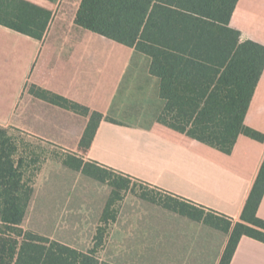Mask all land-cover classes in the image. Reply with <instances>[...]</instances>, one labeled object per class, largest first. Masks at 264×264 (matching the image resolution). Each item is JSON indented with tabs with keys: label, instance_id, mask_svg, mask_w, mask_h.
Listing matches in <instances>:
<instances>
[{
	"label": "trees",
	"instance_id": "obj_1",
	"mask_svg": "<svg viewBox=\"0 0 264 264\" xmlns=\"http://www.w3.org/2000/svg\"><path fill=\"white\" fill-rule=\"evenodd\" d=\"M239 1L81 0L75 23L150 59L149 72L159 79V96L165 103L159 124L231 155L241 136L264 142L262 133L246 125L264 71V45L242 41L241 32L231 26ZM52 20L53 13L36 4L0 0V25L18 33L41 40ZM46 96L51 94L44 92ZM49 100L89 117L80 142L87 151L103 114L62 97ZM25 162L16 137L0 125V264H113L101 261L98 252L106 228L117 220L116 205L131 190L133 179L80 154L63 159L64 166L111 188L95 245L82 251L25 229L35 194ZM140 197L229 235L219 264L231 263L245 236L264 243V219L258 216L264 162L238 222L155 189Z\"/></svg>",
	"mask_w": 264,
	"mask_h": 264
},
{
	"label": "crops",
	"instance_id": "obj_2",
	"mask_svg": "<svg viewBox=\"0 0 264 264\" xmlns=\"http://www.w3.org/2000/svg\"><path fill=\"white\" fill-rule=\"evenodd\" d=\"M25 1L51 11L53 20L41 40L0 25V125L51 142V138L61 137L60 146L81 149L89 117L49 100L62 97L103 114L91 147L80 151L85 160L234 222L240 221L264 162V142L241 136L234 152L226 155L157 120L136 119L131 100L121 97L123 90L133 89L130 84L123 88L128 71V76L132 74L131 83L141 73L144 84L153 85L160 112L165 105L159 96V79L149 72L150 60L141 72L137 63L127 59L133 51L137 53L134 48L116 43L129 51L119 64L117 58L111 59L116 51L110 50V57L106 58L107 51L101 46H89L81 39L73 43L69 39L72 26L85 35L92 33L75 23L81 0L74 7L72 0ZM231 26L241 32L242 41L264 45V0H240ZM44 92L51 96L46 99ZM246 125L264 135V71ZM164 210L166 218H182L177 220L184 232L144 236L145 258L168 260L171 264L179 260L181 264L220 263L225 245L212 251L208 246L211 241L196 230L197 222ZM258 216L264 219V197ZM230 264H264V243L243 237Z\"/></svg>",
	"mask_w": 264,
	"mask_h": 264
},
{
	"label": "rangeland",
	"instance_id": "obj_3",
	"mask_svg": "<svg viewBox=\"0 0 264 264\" xmlns=\"http://www.w3.org/2000/svg\"><path fill=\"white\" fill-rule=\"evenodd\" d=\"M72 2L74 7L77 0ZM69 39L73 43L81 39L89 46L103 47L107 51L106 58L110 57V50L116 51L111 59L117 58L119 64L127 58L129 52L128 49L117 46L116 42L101 39L92 33L85 35V32L76 31L74 26L70 29ZM133 53L127 59L134 64L137 63L139 65L137 70L143 72L150 59L138 52L133 51ZM127 74L122 86L126 88L130 84L133 89L130 92L123 90L121 97L133 103L135 113L133 116L136 119L144 117L146 121L157 120L160 107L153 85L149 82L145 85L141 73L138 74L139 78H135L134 83H131L132 74L130 73L129 76ZM29 88L30 92L34 91L32 85ZM10 132L17 139L20 155L26 158L25 173L35 187V194L24 223L25 229L33 230L82 251L92 249L111 188L63 165L62 161L65 157L72 153L80 154L81 149L60 146L59 143L63 142L61 137H53L51 142L18 129ZM153 190L133 181L131 190L124 193L123 200L115 208L118 211L117 220L106 228L104 243L99 248L98 256L101 261L113 264L172 263L168 260L147 259L144 255V236L184 232L181 222L177 220L182 218H166L162 214L165 210L161 206L140 197L142 193ZM195 226L201 236L211 241L208 245L211 246L209 249L219 250L222 245L226 248L229 235L202 223H195ZM181 262L173 261V264H181Z\"/></svg>",
	"mask_w": 264,
	"mask_h": 264
}]
</instances>
